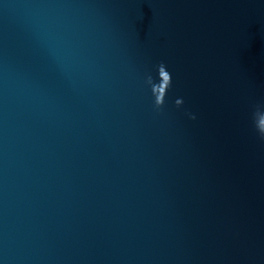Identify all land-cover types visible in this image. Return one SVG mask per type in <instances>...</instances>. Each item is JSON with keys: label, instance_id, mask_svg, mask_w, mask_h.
<instances>
[{"label": "water", "instance_id": "95a60500", "mask_svg": "<svg viewBox=\"0 0 264 264\" xmlns=\"http://www.w3.org/2000/svg\"><path fill=\"white\" fill-rule=\"evenodd\" d=\"M264 0H0V264H264Z\"/></svg>", "mask_w": 264, "mask_h": 264}, {"label": "clouds", "instance_id": "9594fccd", "mask_svg": "<svg viewBox=\"0 0 264 264\" xmlns=\"http://www.w3.org/2000/svg\"><path fill=\"white\" fill-rule=\"evenodd\" d=\"M260 112H264V110H261V109L258 108V109L256 110V113H254V116H255L256 114H259Z\"/></svg>", "mask_w": 264, "mask_h": 264}]
</instances>
